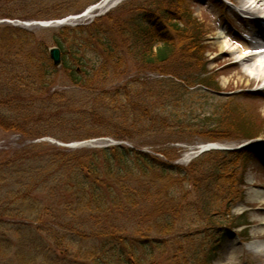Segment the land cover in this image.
Wrapping results in <instances>:
<instances>
[{"label":"trees","instance_id":"obj_1","mask_svg":"<svg viewBox=\"0 0 264 264\" xmlns=\"http://www.w3.org/2000/svg\"><path fill=\"white\" fill-rule=\"evenodd\" d=\"M42 1L0 0V18L17 12L20 20L60 19L96 2L72 0L74 3L48 10ZM161 3L134 0L90 23L53 30L51 43L33 30L0 25V130L18 134L23 143L30 141L0 160L3 264H164L167 261L161 257L170 249L177 258L175 263L168 258L172 264L215 262L227 228L220 234L217 227L207 231L189 227L209 215L215 205L211 200L215 187L219 198L230 201L231 193L220 184L227 167L236 162L229 159L228 152L207 153L184 167L175 164L180 152L173 147L154 151L164 160L141 152L139 146L70 149L34 142L45 137L64 143L112 137L132 143L135 139L128 128L156 132L151 124H129V112L136 107L123 104L128 93L112 94L102 88L111 80L110 64L122 62L126 55L152 67L188 52L195 62L187 58L182 66L175 58L172 67L187 76L198 72L194 65L204 69L198 60L202 58L196 44L199 33L192 28L196 23L187 14L184 27L171 24L166 11L154 8ZM168 23L175 37L182 33L189 39L177 36L172 41L164 32ZM50 44L62 51L61 69L50 58ZM61 72L76 90L87 92V101L80 100L83 109L67 117L59 114L63 94L52 92ZM187 76L182 80L192 85ZM211 78L198 84L212 88ZM114 110L122 114V122L116 126ZM241 116L233 117L231 125L241 135L254 137L261 129L251 130L246 125L248 118ZM258 149L252 145L237 154L253 155ZM209 155L216 156L219 163L205 159ZM194 193L204 207L191 201Z\"/></svg>","mask_w":264,"mask_h":264},{"label":"rangeland","instance_id":"obj_2","mask_svg":"<svg viewBox=\"0 0 264 264\" xmlns=\"http://www.w3.org/2000/svg\"><path fill=\"white\" fill-rule=\"evenodd\" d=\"M83 1L86 2L88 0H81V2ZM91 1L97 2H95L96 4L93 3L94 5L100 3L101 5L88 16L67 23L68 26L90 23L96 16L113 11L123 4L134 0ZM161 1L162 3L154 8L166 11L169 16H167V20L170 18L171 24L178 23L181 27H184L183 25L188 20L184 16L187 14L190 15L193 23H196L192 28L197 29L199 33L196 37V44L202 58H198V60L202 61L204 69H201L199 64L194 65L198 72H190L188 74L190 76H187V72L183 74L182 71H177V69L172 67L175 58L180 60L177 65H185V60L192 58V55L190 56L188 52H183L179 56H172L170 63L168 62L169 64L152 67L142 64L136 56L126 55L122 62L110 64L109 73L111 74V80L104 85L102 91L108 90L112 94H117L118 91L128 93L123 104L128 107H136V111L129 112L130 125L142 126L151 124L154 128L157 127L156 132L153 134L149 132L148 128H144V133L140 128L134 132L128 128V132L133 135L132 137H134L135 141L132 143L126 142L127 146H139L138 149L143 152L156 155L162 159L164 157L154 151L161 147L169 148L174 146L173 148L178 149L180 152L179 159L174 162L184 167L198 158L199 155H194L193 153L196 151V147L219 144L232 150L228 152L230 155L228 157L230 160L236 159V162L232 166L233 168L227 167V170H225L227 172L225 175L227 176L224 182L220 183L221 188L228 192L227 194L231 193L230 201H226L228 197L219 198V189L215 187V190H213L215 196L211 197L215 205L208 212L209 215L200 217L196 224H191L189 228L195 230L198 226L200 227L199 230L207 231L217 227L221 228L220 234L222 229L227 228L226 231L229 237L223 241L222 247L217 252L215 264H264V255H260L253 248V245L264 243V224L262 221V218H264V202L252 201L250 198L252 190H264V87L248 89L242 85L243 83L246 84V80L236 75L232 66V61L238 59L237 54L232 53L234 48L238 46L235 42H231L233 48H227L232 53L230 57L217 48L218 40L221 43H225V36L228 34V30L236 33L237 29H239L240 19L238 15L235 16L234 14H237L236 8L240 7V3L238 0H230L231 5L224 3L223 0ZM42 2L46 9L56 10V7L61 3V6L71 4L72 0H43ZM16 8L18 7L16 6L14 10ZM10 15V18H0V21L24 22L17 18L19 17L17 12H11ZM36 20L46 21L50 19ZM148 23L154 24L153 21ZM26 28L33 30L39 38L46 39L51 43V34L53 30L59 28V25H53L50 28L34 25ZM172 29L173 27L169 23L164 24V32L167 36H170L172 41L177 36L189 39L188 34L184 35L182 33L175 37ZM223 32H225L224 36H222ZM50 45L52 47V44ZM228 57L231 61L223 63ZM192 61L195 62V58H192ZM181 75L183 76L182 78L179 77ZM186 76L190 77L188 80L192 81V85L182 80ZM210 77H212L211 80L214 82L211 83V86L209 85L210 87L213 86L212 88L198 84L199 82L203 83L202 79L205 80ZM154 79H157L158 82L145 83L147 80ZM141 83H144L143 87ZM57 91L63 94V99L60 100L62 104V108L59 111L60 116H72L83 109L80 100L84 99L87 101V92L81 93L76 90L74 85L67 80L64 72L60 73V77L53 86L52 92ZM242 96L247 99H243ZM111 104L113 109L117 108L115 103ZM239 114L247 117L249 122L251 121L250 123H245L251 126V130L261 129L254 136L258 138L252 143L247 139L254 137L241 135L232 126L234 124L233 117L236 118ZM121 116V113L114 110L112 120L115 126L122 122ZM222 120L225 121L221 123ZM220 127L221 129H219ZM222 129H225V131H222ZM114 131L116 132V127ZM214 137L218 139L213 140ZM21 139L14 132L0 130V160L6 157L7 152L18 149L23 144L28 145L30 143V141L23 143ZM47 139H50L52 143L61 142L52 137ZM95 140L96 142L92 146L86 147H93V145L104 147L122 142L112 137ZM252 144H256L261 148L258 149L256 154H237L247 145L250 146ZM205 154L201 155L204 156ZM188 157L192 158V160L190 161ZM216 158V156L209 155L205 159L212 161ZM216 163H219L217 159ZM190 199L196 202L198 199L197 194L195 195L194 193ZM198 203L204 207L202 201H197ZM240 215L242 216L240 217ZM45 219L49 218L46 217ZM52 247L51 245L50 248ZM168 247L170 249L171 246ZM174 252L176 251L170 249L166 254L162 255L161 259L164 262L167 261L163 262L164 264H172L168 262V258H172L175 263L177 258H175ZM1 259L0 264H3Z\"/></svg>","mask_w":264,"mask_h":264},{"label":"bare ground","instance_id":"obj_3","mask_svg":"<svg viewBox=\"0 0 264 264\" xmlns=\"http://www.w3.org/2000/svg\"><path fill=\"white\" fill-rule=\"evenodd\" d=\"M238 2L240 3V11L245 14L251 16L264 14V0H238ZM237 31H242L245 34L241 37L238 35L240 32L234 33L231 32V30H228V34L225 36V43H221L218 40L217 48L222 53H226L229 57L232 53L237 54L238 59L236 61H232V66L234 67L233 71L235 74L246 80V84L243 83V86L248 89L253 87H264V23H256L252 20L240 22V26ZM257 34L261 35L257 36ZM224 35L225 32L222 33V36ZM255 38L257 40H255ZM231 42H235L238 45L234 48V52L232 53L227 50V48H233ZM260 49H262V51L259 53L252 54V50ZM229 57L226 58L223 63L231 61ZM242 98L247 99L244 96H242ZM250 198L252 201L264 202V190H252ZM262 221L264 224V218H262ZM253 248L260 255H264V243L253 245Z\"/></svg>","mask_w":264,"mask_h":264},{"label":"water","instance_id":"obj_4","mask_svg":"<svg viewBox=\"0 0 264 264\" xmlns=\"http://www.w3.org/2000/svg\"><path fill=\"white\" fill-rule=\"evenodd\" d=\"M50 56L56 67H60L62 64L61 50L57 47L50 49Z\"/></svg>","mask_w":264,"mask_h":264}]
</instances>
